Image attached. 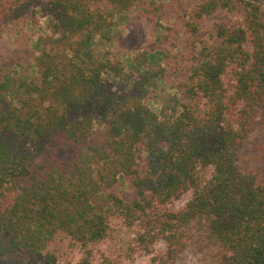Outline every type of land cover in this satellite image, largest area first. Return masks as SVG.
<instances>
[{
  "label": "trees",
  "instance_id": "1",
  "mask_svg": "<svg viewBox=\"0 0 264 264\" xmlns=\"http://www.w3.org/2000/svg\"><path fill=\"white\" fill-rule=\"evenodd\" d=\"M140 4L158 26L167 7L145 0H0V30L41 6L71 59L44 48L20 105L0 80V264H264V185L245 170L247 138L264 128V0H200L182 19L193 65L154 111L163 70L120 93L107 59H82L118 14ZM220 11L215 41L197 38ZM107 124L104 133L95 124ZM120 176L133 193L114 187ZM114 189V190H111Z\"/></svg>",
  "mask_w": 264,
  "mask_h": 264
},
{
  "label": "rangeland",
  "instance_id": "2",
  "mask_svg": "<svg viewBox=\"0 0 264 264\" xmlns=\"http://www.w3.org/2000/svg\"><path fill=\"white\" fill-rule=\"evenodd\" d=\"M155 1L167 7L159 17L158 26L148 17L143 7L136 3L131 9L114 17L112 25L97 34L88 52L82 59L88 63L110 59L122 67L121 73L106 71L103 79L108 88L123 93L147 69L163 71L150 87L145 103L159 112L166 101L177 92V85L185 79L193 65L190 45L193 39L185 34L182 19L189 16L200 0H145ZM25 20L7 22L0 30V80L5 75L14 79L8 99L20 105L25 97L22 83L39 78L37 57L44 48L55 57L71 59L73 52L65 46L62 34L51 27V18L41 6L27 9ZM226 16L220 11L202 20L197 46L215 41V24ZM107 124H95L98 133H104ZM240 163L245 170L257 173L258 182L264 185V128L258 127L247 138L241 152ZM120 176L114 187L118 192L133 193L128 181ZM111 189V190H114ZM147 257H139L125 264H145ZM175 264H202L192 255L185 254Z\"/></svg>",
  "mask_w": 264,
  "mask_h": 264
}]
</instances>
